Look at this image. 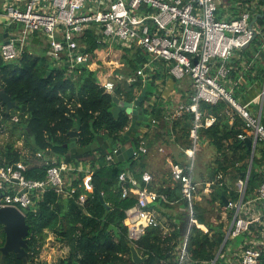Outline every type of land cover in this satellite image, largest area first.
I'll return each instance as SVG.
<instances>
[{
	"label": "trees",
	"instance_id": "trees-1",
	"mask_svg": "<svg viewBox=\"0 0 264 264\" xmlns=\"http://www.w3.org/2000/svg\"><path fill=\"white\" fill-rule=\"evenodd\" d=\"M218 18L220 19V15ZM258 22L260 25L264 24L263 19H258ZM263 41L264 30L262 37H256L248 48L236 51L228 61L230 73L225 85L229 90L232 84L227 85V83L231 81L238 84L233 89V96L236 99L248 86L262 85ZM79 43L84 47L85 53L91 54L107 47L94 27L85 32ZM114 48L123 53L121 57L123 67L116 70L115 74L124 77L134 76L136 71L147 62L146 54L139 48L128 49L120 45H114ZM257 54L258 58H256ZM94 63H96V55L92 62L85 64H70L67 57L56 61L49 56L48 46L39 56L25 52L21 58L9 63L0 58L1 88L16 105L6 113L5 106L0 102V130L7 132L9 136V140L4 145H0V166L29 164L25 154L27 152L31 158L36 153L51 156L58 163L63 162L73 166L75 171L82 168L78 180L73 182L75 186L78 182L82 184L74 194V198L62 199L50 192L44 195L34 211L31 209L23 211L29 225L26 249L28 261L23 263L13 254H8L0 264H36L40 250L49 235L68 248L67 254L53 264H135L131 259L130 245H134L138 254L145 258L142 264H171L175 260L178 245L185 236L188 237L191 261L213 259L214 251L222 239L220 226H215L209 221L213 215L214 200L220 198L217 190L223 196L229 197V191L234 188L237 179H244L248 170L247 159L250 157V151L245 142L236 137L242 127V121L234 114L231 126H227V117L222 115L223 110L227 108L225 102L221 101L216 105L201 103L198 106L201 113L215 115L217 118L212 127L199 130L200 136L211 140L210 146L214 150L212 161L207 167L206 179H213L218 173L223 174L222 185H216L208 201L209 204L202 206L199 203L194 208L198 224H204L208 228V233L204 234L196 227L190 226V218L186 210L172 214L173 204L177 203L178 206L187 208V203L182 199L180 185L173 181L171 171L169 181H164L156 188L153 183L145 185L142 181L143 156L121 164L106 161V156L111 153L115 142L131 122L125 111L114 117L113 98L131 103L137 97V92L141 93L146 85L145 102H150L156 97L159 81L169 78L170 74L159 67L149 75L145 83L138 79L128 85L124 81L114 80L115 90L110 94L100 86L99 77L102 70H92ZM240 77L243 83L237 82ZM159 100L149 107L152 119L156 121L163 119L161 114L163 109ZM144 112L145 115L148 113L147 110ZM13 118H16V121ZM154 120L142 123L140 129H145L147 132L142 136L140 132L137 133L133 139L135 148H138L143 140H147V148L152 146L153 142L148 140V136ZM192 121L191 114L187 113L173 123L164 122L165 128H163L170 136V129L174 132L181 127V137L184 138L183 149H185L190 147L188 137ZM77 122L79 129L74 139L75 146L89 147L98 136H102L103 148L101 146L93 152L84 154L71 153L66 145L71 139L69 132L77 127ZM157 135V132L154 133V136ZM110 139L113 143H110ZM229 139L230 145L224 146V141ZM16 141L22 142V148L15 147ZM182 156L184 157V153ZM262 156L264 160V153ZM263 160H258L257 156L253 158L251 173H254V177L250 174L247 184L248 193H252L264 181V175L258 171L264 163ZM173 163L184 165L176 160ZM166 164L170 169L167 161ZM86 167L89 171H86ZM128 171L141 188L147 187L160 196L150 209L160 211L163 216H167L168 221H171L173 225L169 227L167 233L164 234L159 226L148 227L137 241L128 239L123 220L125 211L135 205L136 197L131 195L123 199L121 197L123 186L119 183V176ZM44 174L45 167L34 165L26 171L25 177L43 180ZM87 182L91 183V189L86 187ZM125 186L132 185L127 183ZM80 193L86 194L82 205L75 200ZM99 195L102 196L103 203L100 202ZM109 226L116 228L117 236L108 230ZM3 243L4 234L0 227V247Z\"/></svg>",
	"mask_w": 264,
	"mask_h": 264
},
{
	"label": "built area",
	"instance_id": "built-area-1",
	"mask_svg": "<svg viewBox=\"0 0 264 264\" xmlns=\"http://www.w3.org/2000/svg\"><path fill=\"white\" fill-rule=\"evenodd\" d=\"M258 19L264 20V0H0V23L5 21L8 25L21 27L17 38L0 44V58L6 63L21 58L31 37L39 35L46 40L49 56L54 60L67 57L70 64L92 62L98 51L85 53L79 40L94 27L107 47L112 44L139 48L147 57V62L134 76L115 74L111 78L102 73L99 84L107 93L114 92V80L128 85L138 79L145 83L159 67L178 81L188 79L193 92L190 104L181 106L176 116L169 119H178L183 111L193 114L192 147L184 150V165L169 160L167 163L172 179L180 185L181 197L187 203L190 226L204 234L208 233V228L198 224L194 208L210 201L209 195L216 185H222L223 174L218 173L213 179L196 177L197 131L201 127H212L217 120L215 115H205L201 123L198 106L225 102L227 108L223 114L227 117L236 114L242 121L237 139L251 141L248 170L244 179H237L229 197H225L226 206L220 200L219 205L214 202L209 221L215 226L221 225L222 239L213 259L191 261L188 237L185 236L171 264H264V181L252 193L247 192L256 146L264 144V85L256 96L257 108L234 98L232 89L228 90L225 85L230 73L229 59L243 49L254 33L256 37L263 36L264 24H258ZM261 48L264 52V41ZM153 103L154 98L145 110L150 111ZM113 151L106 156L107 161H113ZM146 152L145 144L140 142L134 157ZM34 165L45 167L43 180L25 177L26 171ZM86 169L89 171L88 167ZM81 171V167L75 171L73 166L58 163L55 158L42 153H36L29 164L0 166V208L14 207L22 213L29 209L34 211L44 195L50 192L62 199H72L82 187L79 182L73 185ZM142 181L148 185L151 178L145 173ZM119 183L123 186V199L131 195L136 197L135 205L125 211L123 220L127 237L134 242L146 228L160 227L158 216L150 209L160 196L147 187H135L125 174L119 176ZM127 183L132 186L126 187ZM85 185L92 188L90 182ZM85 199V193L75 198L79 205L84 204ZM168 231L163 230L164 233Z\"/></svg>",
	"mask_w": 264,
	"mask_h": 264
},
{
	"label": "crops",
	"instance_id": "crops-1",
	"mask_svg": "<svg viewBox=\"0 0 264 264\" xmlns=\"http://www.w3.org/2000/svg\"><path fill=\"white\" fill-rule=\"evenodd\" d=\"M166 1V0H164ZM4 24H7V22L3 21ZM21 32V27L19 25L15 24V27H11L9 33H8V38L7 40L10 39H14L17 38L18 35ZM48 44L46 42V40L39 36V35H33L29 41V44L26 47L25 52L28 53L29 55L32 56H39L43 53V51L47 48ZM102 50V49H101ZM100 50V51H101ZM99 54V51H98ZM102 67L100 68V70H103ZM118 70V69H117ZM164 71V70H163ZM166 72V71H164ZM102 73H104L102 71ZM171 77V76H170ZM166 78L165 80H161L159 81L160 83H158V91L156 92V97L154 98V102L159 100V103L162 105V120L160 121H156L154 119V122L152 123L151 129H150V134L148 136V140L152 143V146L150 148L146 147L147 144V140H143V143L145 144V147L147 149V152L145 154H141L140 156H143L144 158V162H143V173L147 174L150 176L151 181L149 184L153 183V186L158 188L159 185L163 184L164 181H169L170 178V169L168 168L166 161L169 160L170 162H174V160H176L179 163H185V155L184 157L182 156V153H184V150L189 149L192 147V141L190 139V131L193 127L194 124V116L192 113L191 117H192V127L189 131V137H188V141H190V147L188 148H184V138L182 139V133H181V127H178L176 129V131L174 130V132L170 129L171 125L169 124V131H170V136H168V134L166 133V129H164L165 127L163 126L165 123L169 122V123H173V121L180 119L181 117H183L185 114L189 113V112H181L179 118H175L170 120L169 117L172 116H176V114L180 111V107L181 106H186L189 105L188 104V100L191 99L192 96V87H191V83L188 79H182L180 81L174 79L173 77L171 78ZM238 83H243V79L242 77H240L237 80ZM232 84V92L233 89H235L237 87L236 82H229L227 83V85ZM264 85V79L262 82L261 86L255 87L254 86H248L244 91H242L240 94H238L237 99L242 101V103H250L252 108H257L259 107V102L256 100V96H258L260 94V92L262 91V87ZM226 110V109H224ZM223 110V111H224ZM199 111V108H198ZM200 112V111H199ZM201 113V112H200ZM223 113V112H222ZM202 117L200 119L201 123H203L204 119H205V115H207L205 112H202ZM224 115V114H222ZM225 117H227L226 115H224ZM153 118V117H152ZM262 118L264 120V107H263V113H262ZM151 120V121H152ZM165 122V123H164ZM233 122V117L228 116L227 117V126H231ZM164 127V128H163ZM203 127H201L199 130H201ZM241 128V127H240ZM199 130L197 131V152L195 155V161H196V177L200 180H204L206 178H208L206 175H204V173L201 172L202 170V166H199L198 162L199 159L201 157V154H204L205 151H210V149L212 150V153L214 154V150L213 147L210 146L211 140L208 138H205L200 136L199 134ZM240 133V129L238 130ZM140 135H144L147 131L145 129H139ZM158 133L157 136H154V133ZM231 140H225L224 141V146H228L230 145ZM246 144V143H245ZM247 146V145H246ZM254 156H257L256 154H254ZM258 160H263V156H257ZM254 158V157H253ZM248 161V159H247ZM264 161V160H263ZM252 166V165H251ZM201 167V168H200ZM87 168V167H86ZM140 168V167H139ZM89 169V168H88ZM258 171L264 175V163L260 166V168L258 169ZM207 173V172H206ZM128 178V180L130 182H134L135 187H141V185L139 183L136 182V180L134 179V177L132 176V174L130 173V171L126 172L125 174ZM218 175V174H217ZM219 191V190H217ZM225 197V196H224ZM209 198L211 199V195H209ZM219 200L222 202L221 198H219ZM214 202L218 203V200H214ZM204 203V204H202ZM200 203L202 206L208 205V200L204 201ZM223 204V203H222ZM174 205V210L172 211L174 213H181L184 212L186 210V208L184 206H178L177 203L173 204ZM213 207H214V203H213ZM153 212L158 216V220L160 222V227L161 229H170L169 227H171V221H168L167 216H163L161 214V212L154 210ZM213 214V211H212ZM171 216V214L169 215ZM204 225V224H203ZM220 229H221V225H220ZM165 234V233H164Z\"/></svg>",
	"mask_w": 264,
	"mask_h": 264
},
{
	"label": "water",
	"instance_id": "water-1",
	"mask_svg": "<svg viewBox=\"0 0 264 264\" xmlns=\"http://www.w3.org/2000/svg\"><path fill=\"white\" fill-rule=\"evenodd\" d=\"M11 27L15 25L0 23V44H5L8 42V33ZM255 33L253 34L251 40L243 47L246 49L249 47L250 43L255 40ZM1 76V73H0ZM147 86L144 85L141 93L133 101V103H125L120 101L118 98H113V103L115 107L112 109L114 117H117L121 111H125L130 117L129 127L121 135L119 140L115 142L113 148L112 160L114 163H126L135 159L134 152L136 150L133 139L136 137L139 129L141 128L142 123H149L152 119L150 111L145 115L144 110L146 106H149V102H145L147 96ZM0 102L5 106L6 113H9L12 109L15 108V103L11 101V98L6 94V92L1 88L0 85ZM145 102V103H144ZM79 129V122H77V127L69 132L71 137L70 143L66 145L71 153L84 154L90 153L97 150L103 144V137L98 136L95 139V142L92 143L89 147L78 148L75 146V137L77 135V130ZM110 143H113V140L110 139ZM248 148L251 147V141L247 139L245 141ZM103 148V146H102ZM251 177H254V173H251ZM139 188V186H138ZM94 193L97 194V191L94 190ZM218 196L221 198L222 203L226 206L227 199L221 194L220 191H217ZM99 200L103 203V198L99 195ZM0 227L4 234V243L0 247V262L3 263L8 254H13L18 260H21L23 263H26L29 259L26 249L28 248V234H29V225L26 222L25 215L14 207H2L0 208ZM109 231H112L117 236V230L113 226H109ZM130 255L131 259L135 264H142L145 261V258H142L134 245H130Z\"/></svg>",
	"mask_w": 264,
	"mask_h": 264
},
{
	"label": "rangeland",
	"instance_id": "rangeland-1",
	"mask_svg": "<svg viewBox=\"0 0 264 264\" xmlns=\"http://www.w3.org/2000/svg\"><path fill=\"white\" fill-rule=\"evenodd\" d=\"M122 54L123 53L121 50L115 49L114 45L111 44V46L106 47L101 51H99V54L96 57V63L92 65V70H99L100 68L105 67L102 70L104 74L110 75L111 78H113V75H115V71L117 69H122L123 67V64L121 63ZM8 140H9L8 133L0 130V145L1 146L4 145ZM15 147L18 149L22 148V142L16 141ZM262 150L264 151V144L258 143L256 146L255 154L257 156H261L264 153L262 152ZM25 154L28 161H30L32 159L30 155L27 152H25ZM200 154L201 157L199 159L198 164L199 166H202L201 172L204 173V175H206L207 167L213 158V153L212 150L210 149V151L208 150L205 151L204 154L202 153ZM220 210H222V207H220ZM67 252H68V248L66 246L58 243L52 235H49L45 245L40 250L38 259H36V264H53L59 258L64 257L67 254Z\"/></svg>",
	"mask_w": 264,
	"mask_h": 264
}]
</instances>
